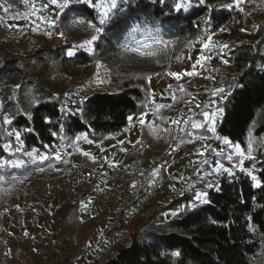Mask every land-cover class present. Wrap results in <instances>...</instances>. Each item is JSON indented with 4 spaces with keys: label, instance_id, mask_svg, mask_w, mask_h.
<instances>
[{
    "label": "trees",
    "instance_id": "1",
    "mask_svg": "<svg viewBox=\"0 0 264 264\" xmlns=\"http://www.w3.org/2000/svg\"><path fill=\"white\" fill-rule=\"evenodd\" d=\"M178 1H121L114 19L103 26L104 31L93 42L91 53L76 50L67 54L74 42L95 34L93 30L79 33L71 23L80 18L97 24L96 8L85 2L61 9L57 23L69 39L60 45L44 43L30 52H13L0 41V142L13 141L7 132L12 128L19 133L16 146L49 152L55 149L56 135L61 136V144L68 145L80 132L94 142L121 133L131 115L146 111L151 96L148 77L154 72L133 67L135 57L123 54L121 42L130 26L138 23L160 30L163 49L172 55L170 60L166 56L163 66L167 67L199 37L226 27L232 58L224 66L232 78L226 81L228 91L216 105L222 116L215 135L244 151L252 145L261 187L253 186L248 173L234 171L220 175L204 190L202 199H196L195 191L184 192L138 217H127L125 206L114 217L110 251L101 264H264V35L253 43L251 33L242 31L250 15L246 7L257 8L256 22L264 24V0H243L242 6L227 5L232 0H187L177 10ZM97 59L110 70V87L88 95L69 94L70 87L62 76L83 78ZM78 64L85 66L84 71L73 70ZM178 84H171L173 101L162 109L182 103L184 93L176 89ZM193 90L201 88L185 89L186 93ZM9 93L13 97H8ZM3 115L10 116L6 127ZM2 157L8 159L11 154L0 143ZM80 197H66L57 210L58 233L64 242L58 264H76L75 258L85 251L78 244L68 250L64 235L78 220ZM181 204L183 209L175 215L158 220L161 213Z\"/></svg>",
    "mask_w": 264,
    "mask_h": 264
},
{
    "label": "rangeland",
    "instance_id": "2",
    "mask_svg": "<svg viewBox=\"0 0 264 264\" xmlns=\"http://www.w3.org/2000/svg\"><path fill=\"white\" fill-rule=\"evenodd\" d=\"M121 1L123 0H117L118 5ZM74 2H85L96 8L98 21L95 25L92 23L93 27H89L88 21L75 18L71 22L72 25L79 33L93 30L94 35H97L95 28L101 27L99 19L104 8L96 7V0H58L57 5L51 4L50 0H26V2L25 0H0V41H3L13 52H30L44 43L55 46L66 42L69 36L59 28L57 17L64 6ZM180 2L181 0L178 1ZM186 2L187 0L185 4ZM101 3H104V0H101ZM242 3L243 0L239 4L236 0H232L227 5L242 6ZM245 10L250 15L243 30L250 32V41L256 43L264 35V24L260 26L256 22L257 8L246 7ZM48 21L54 23L50 25ZM226 32L227 28L222 27L217 33H208L199 37L184 50L178 60L172 61L169 67L163 64L166 56H168L167 60L171 59V52L167 54L163 49L165 46L161 32L155 27L134 23L127 30L121 47L123 54L135 57L133 67L154 70L148 80L155 79L163 84L179 82L178 86H182L184 90L189 87L201 88V90L187 93L191 101L181 110V114L186 115L194 108H199V103L207 95H214L217 89H223L222 93H217L219 100H222L228 91L225 83L232 78V73L224 65L231 62L229 50L232 44ZM208 37H211V42L205 49L203 45L208 42ZM90 39L91 37H82L80 41L72 44V48L67 53L71 51L74 54L76 50L91 53L92 45L80 47ZM224 45L227 47L225 48ZM84 69L85 66L82 64L73 68L76 72H82ZM171 73H179L180 79L170 75ZM62 78L70 87L69 94L76 92L88 95L94 91L107 90L111 85L110 70L100 59L95 61L93 69L85 77L73 78L63 75ZM8 97H13L12 93H9ZM202 106H207V103ZM5 117L10 120V116L3 115L4 127L7 125L4 123ZM177 120L175 119L174 122ZM7 132L13 135V141L4 139L0 143L11 157L8 159L2 157L0 162L19 160L23 161V164L18 167L5 165L0 169V247L2 248L0 264H33L34 261L37 264H57V260L64 252V242L57 230L58 207L66 196H71L73 199L79 196L81 189L88 182L80 170L74 166H67L70 153L68 146H57L54 161L45 160L43 163L38 160L40 157L34 155L35 152L33 157L26 155L33 150H24L16 146L19 142L16 130L11 128ZM173 136L171 143L179 144V140L175 141L179 139V137L176 138V133ZM215 142L216 139L213 142L214 150L210 148L207 154L209 158L216 157V163H219L221 167H214V174L208 175V179L200 182L203 188L206 189L223 173L243 169L251 177L256 176L254 167L256 158L252 154L253 158H249L248 150L244 151L240 145L230 144L227 140ZM237 145L239 151H237ZM63 151H66L67 155L62 158ZM226 168L228 172L224 171ZM95 188L88 194L91 199L80 208L79 220L64 232L70 251L73 242L84 245L91 243L88 248L90 249L87 253L88 258L86 261L77 259L79 264H101L109 253L111 224L117 210L115 205L117 198L113 197L109 203H104L97 194V189L101 187L96 185ZM160 194L159 191L156 199ZM166 198L169 201V196ZM156 199L146 203L154 204ZM142 212H146L144 207L136 206L129 207L125 213L127 217H138ZM82 235L85 240L80 242Z\"/></svg>",
    "mask_w": 264,
    "mask_h": 264
},
{
    "label": "crops",
    "instance_id": "3",
    "mask_svg": "<svg viewBox=\"0 0 264 264\" xmlns=\"http://www.w3.org/2000/svg\"><path fill=\"white\" fill-rule=\"evenodd\" d=\"M149 84L151 87V96L147 103L146 111L131 115L130 117H132V119L129 121L124 131L117 135H108L98 142L88 140L86 134L80 132L74 137L70 144L65 145L70 148L67 166H74L80 170L81 173L85 175L86 181L88 182V184L86 186L84 185L85 187L81 189L80 195L84 193V196H77L81 198L78 220L80 218V208L83 204L87 203V200L91 199V196H88V194L93 191V189H96V185L100 186L102 189L116 188V193L113 196L117 198L115 203L117 207L115 215L119 209L125 206H127L128 209L129 207H144L147 205L140 196L133 197L126 185L119 183L112 184L101 173L107 169L124 166L130 162H138L142 165H146L150 161L151 152L161 151L167 148L171 144L174 137L173 134L175 133L176 136L179 137L178 140L180 143H176V146L173 148L174 150L171 152L173 159L168 166V181L161 188V194L158 199H156V202L150 204L145 211L148 212L159 205L166 204L184 192L195 191L196 199H202L205 195V188L200 185V182H203L204 179H208V175H213L214 167L217 165L216 157L209 158L207 152L210 148L214 150L213 142L215 139L218 143L225 140L215 135L216 127L222 116V111H218L221 109L216 107L220 101L217 94L207 95V97L199 103L200 109L194 108V111L191 110L190 113L183 115L181 114V110L191 101V97L187 95L182 86H177L176 89L185 93L184 101L173 109H169V107H167V109H162L161 106L164 104L171 105L174 98L173 87L168 83H158L155 79H150ZM204 103H207V106H202ZM204 113H210L212 115L210 118H206ZM175 119L178 120L174 122ZM141 120L144 121L143 124ZM196 125H199V127ZM141 140L147 143V147L140 145ZM59 145H63L61 144V136L56 135L53 141L55 149L52 151H38L34 146L24 148V150L35 149L34 155L46 157V159L43 160L38 158L40 162L45 163V160L54 161L56 156L55 151ZM203 158H206V160H203ZM58 160L61 161L62 159ZM200 160L202 161L200 162ZM35 161L34 159V162ZM92 169L96 170L98 173H94ZM217 179L213 180L207 188L211 187ZM86 190L87 192H85ZM200 194L201 196H199ZM167 196H169V201L166 200ZM100 199L104 203L110 202V200H105L101 197ZM189 205L192 206L194 203L190 202ZM183 207L184 204H181L180 206L164 211L158 216V220L168 219L174 213L183 209ZM83 240H85V237L82 235L80 242H83ZM73 244H78V248L85 249L82 254L75 258L74 262L79 264L77 262L79 258L81 261H86V258H88L87 253L90 250L88 248L91 243L84 245L73 242ZM0 250H2L1 247Z\"/></svg>",
    "mask_w": 264,
    "mask_h": 264
},
{
    "label": "built area",
    "instance_id": "4",
    "mask_svg": "<svg viewBox=\"0 0 264 264\" xmlns=\"http://www.w3.org/2000/svg\"><path fill=\"white\" fill-rule=\"evenodd\" d=\"M140 145L147 147L143 140L140 141ZM175 146L176 142L161 151H152L150 161L146 165L130 162L124 166L107 169L101 174L112 184L126 185L133 197L140 196L145 202L152 201L157 198L159 191L168 181V166L173 159L171 152ZM66 155V151L61 153L62 158ZM92 171L98 173L94 169ZM115 193L116 188L97 189V194L105 200H111Z\"/></svg>",
    "mask_w": 264,
    "mask_h": 264
},
{
    "label": "snow or ice",
    "instance_id": "5",
    "mask_svg": "<svg viewBox=\"0 0 264 264\" xmlns=\"http://www.w3.org/2000/svg\"><path fill=\"white\" fill-rule=\"evenodd\" d=\"M26 2V0H25ZM161 3L164 2V0H160ZM240 2H242V0H236V3L239 4ZM50 3L53 4V5H57L58 4V0H50ZM60 6H64V5H60ZM96 7H101V8H104V11L100 14V19H99V24L101 25V27H96L95 28V32L97 33V35H93L91 37L90 40L86 41L83 45H80V47H87L89 45H92L93 42H95L98 38H99V34L104 31V25H106L110 20L114 19V11L118 9L119 5L117 3V0H104V3H101V0H96ZM185 6V0H181L180 3H177L176 4V9L179 10L180 8L184 7ZM45 7H47V5H45ZM48 23L51 25L53 24L54 22L53 21H48ZM89 27H93V24L91 22H89ZM243 31V29H242ZM61 35H63L61 33ZM211 42V37H208V42L204 43L203 45V48L207 49L209 47V44ZM224 47L226 48L227 45H224ZM68 55H72L73 53L71 51H69L67 53ZM226 63V61H225ZM187 75H192L193 73H186ZM170 75L174 76L175 78L177 79H180V74L179 73H171ZM19 87V86H18ZM223 92V89H217L213 94L216 95L217 93H222ZM163 107V106H161ZM218 111H222V110H218ZM205 117L206 118H210L212 114L210 113H204ZM132 117H129V120H131ZM4 123L5 124H10L11 121L5 117L4 118ZM141 123L143 124L144 121L141 120ZM197 127H199V125H196ZM17 139H19V134L17 133ZM237 148V151H239V146L237 145L236 146ZM36 150L33 149V152L32 153H26V155H29V156H32L33 153L35 152ZM251 153H252V145L249 144L248 145V157L249 158H253L251 156ZM87 155V154H86ZM241 156H243V153H241ZM40 159H46V157L44 156H41ZM229 159H231V157H229ZM23 164V161H2L0 162V167L2 166H5V165H12V166H15V167H18L20 165ZM217 168H220L221 165L218 163L216 165ZM243 171V169H241ZM225 172H228L229 170L226 168L224 169ZM252 180L254 181V187H261V181L257 179L256 176H252L251 177ZM175 215V213H174ZM178 253H174V255H177Z\"/></svg>",
    "mask_w": 264,
    "mask_h": 264
}]
</instances>
